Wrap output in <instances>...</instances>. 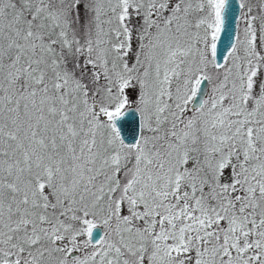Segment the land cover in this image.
I'll return each instance as SVG.
<instances>
[{
	"label": "snow or ice",
	"instance_id": "6c2138e0",
	"mask_svg": "<svg viewBox=\"0 0 264 264\" xmlns=\"http://www.w3.org/2000/svg\"><path fill=\"white\" fill-rule=\"evenodd\" d=\"M235 4L0 0V264H264V0Z\"/></svg>",
	"mask_w": 264,
	"mask_h": 264
},
{
	"label": "water",
	"instance_id": "95a60500",
	"mask_svg": "<svg viewBox=\"0 0 264 264\" xmlns=\"http://www.w3.org/2000/svg\"><path fill=\"white\" fill-rule=\"evenodd\" d=\"M230 3L233 6V12H235V8H236L235 0H230ZM237 15H238V12H237ZM233 27H235V23H234ZM98 237H99V231H97V233H96V238H98Z\"/></svg>",
	"mask_w": 264,
	"mask_h": 264
}]
</instances>
